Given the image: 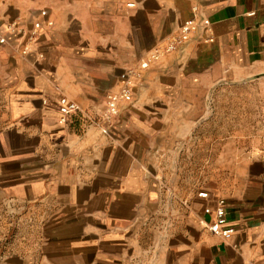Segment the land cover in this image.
<instances>
[{
  "label": "crops",
  "instance_id": "0c3cea01",
  "mask_svg": "<svg viewBox=\"0 0 264 264\" xmlns=\"http://www.w3.org/2000/svg\"><path fill=\"white\" fill-rule=\"evenodd\" d=\"M195 5L215 40L201 31L154 63L105 132L120 73L169 42ZM0 31V264H135L172 148L264 147V0H0ZM63 96L79 105L66 122ZM254 184L253 195L201 191L203 225L169 264H264V174ZM218 197L230 239L209 229Z\"/></svg>",
  "mask_w": 264,
  "mask_h": 264
},
{
  "label": "rangeland",
  "instance_id": "374dc122",
  "mask_svg": "<svg viewBox=\"0 0 264 264\" xmlns=\"http://www.w3.org/2000/svg\"><path fill=\"white\" fill-rule=\"evenodd\" d=\"M161 164L164 184L151 194L149 217L135 234V264H169L176 249L189 252L193 228L203 225L201 191L257 192L252 185L264 174V147H176Z\"/></svg>",
  "mask_w": 264,
  "mask_h": 264
},
{
  "label": "built area",
  "instance_id": "2783aa9c",
  "mask_svg": "<svg viewBox=\"0 0 264 264\" xmlns=\"http://www.w3.org/2000/svg\"><path fill=\"white\" fill-rule=\"evenodd\" d=\"M129 5H134V3H129ZM194 16L190 19L184 21V23L179 27L178 31L171 36L169 42L166 44L155 48L150 52L148 57L140 62L138 66L130 67L124 69L120 75V85L117 91L111 92L107 97V107L103 114V121L105 126V132H109V125L115 121V118L122 111V104H130L134 102L135 99V84L145 77L147 70L157 61L161 60L168 54L171 53H182L186 47L191 43L195 37L204 31L208 33L206 40L213 42L215 40L212 34V21L210 18L203 16L201 14V9L198 5L193 7ZM41 14L46 16L47 11L42 10ZM49 26L53 25V21H48ZM9 31L12 33H25V29L20 27L17 23H11L9 26ZM43 29V24L41 21H36L33 28L28 33L29 43L34 42ZM8 43V37L5 33L0 31V46ZM29 46L26 45L22 52L24 54L29 53ZM59 109L61 112V122H66L71 113L79 109V105L69 99L66 96L60 98ZM227 202L224 197H218L215 200L214 208V220L209 224V229L212 233L221 236L225 239H230L234 233V227L229 221L227 214Z\"/></svg>",
  "mask_w": 264,
  "mask_h": 264
}]
</instances>
